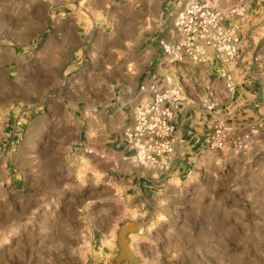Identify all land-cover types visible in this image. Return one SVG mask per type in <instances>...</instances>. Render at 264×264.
<instances>
[{"label": "rangeland", "instance_id": "obj_1", "mask_svg": "<svg viewBox=\"0 0 264 264\" xmlns=\"http://www.w3.org/2000/svg\"><path fill=\"white\" fill-rule=\"evenodd\" d=\"M162 1L0 0V264H264V85L196 89L207 141L167 168L118 146V98L179 81L151 46Z\"/></svg>", "mask_w": 264, "mask_h": 264}, {"label": "crops", "instance_id": "obj_2", "mask_svg": "<svg viewBox=\"0 0 264 264\" xmlns=\"http://www.w3.org/2000/svg\"><path fill=\"white\" fill-rule=\"evenodd\" d=\"M190 1L191 0H163L161 2L160 17L163 19L165 16L164 21H169V23L163 28L160 27L159 31H157L159 32L158 39L160 37H166L168 39L171 37V31L173 30L177 12ZM235 5H241L243 10L237 13L235 11L230 12V8ZM216 6L224 14V25L227 28L235 30L241 38L240 54L235 59L234 71H230L229 69L231 65L227 62L230 61L224 60V58L215 53L213 49H208V58L205 61L198 62L187 60L185 63L178 66L165 64L163 62L161 45L156 42L151 44L152 48L159 52L158 59L163 66H170V70L171 68H175L178 73L179 81L175 84L180 88L181 100L179 101V106L176 109L174 117L176 135L175 147L177 153L182 148L192 149L207 141V135L212 127V120L211 117H209V112L200 107V104L196 101L198 97L194 96L193 93L196 89L202 90L207 88L206 85H208L210 79L214 77L213 75L215 73L219 77H225V74H230L236 78L241 76V83L243 82V84L248 85L250 90L247 91L244 89L243 85H239L237 91L241 93H250L255 98L259 96L261 87L264 85V78L261 73L264 72V70H262V68H264V46L261 45V43L258 49L257 43L252 42V38L256 36H264V0H218L216 1ZM244 37H249L251 42L246 43ZM262 40L263 39H261V42ZM252 55L253 58L254 56L258 57L259 61L256 62L252 60ZM169 74L174 75V73L171 72L164 73L160 71V69L149 71L141 82L143 83L147 79L151 80L150 86L142 85L149 89L146 88V90L143 91L138 86L137 89L132 91L130 99L121 101V99L118 98V102H116L117 107L115 108L116 114L122 112L123 117L127 118V122L131 121L134 107L142 102L141 96L144 92H148L146 98L147 102L152 101L154 97V93L151 89L152 86L157 85L158 87H164L165 76ZM201 79L204 80L206 84H203ZM193 80H196V83L192 84ZM118 146L122 148L121 151H123V153L129 152L125 145L124 136L120 137ZM177 162H174L172 165L173 169H180L182 167L181 164L176 165ZM135 170L140 173L138 168ZM137 193H139V191H137Z\"/></svg>", "mask_w": 264, "mask_h": 264}, {"label": "built area", "instance_id": "obj_3", "mask_svg": "<svg viewBox=\"0 0 264 264\" xmlns=\"http://www.w3.org/2000/svg\"><path fill=\"white\" fill-rule=\"evenodd\" d=\"M224 14L216 0H192L175 17L171 40L161 39L163 62L178 66L187 60H207L208 49L232 59L240 54L241 38L224 25ZM169 80V79H168ZM141 90H146L141 86ZM154 97L138 103L124 131L128 153L141 165L167 168L176 141L174 117L181 100L177 84L152 86Z\"/></svg>", "mask_w": 264, "mask_h": 264}]
</instances>
